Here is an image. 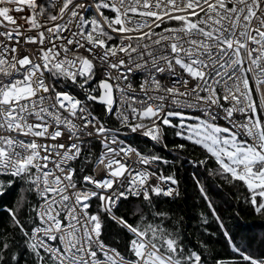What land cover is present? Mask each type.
<instances>
[{
  "label": "snow or ice",
  "instance_id": "snow-or-ice-1",
  "mask_svg": "<svg viewBox=\"0 0 264 264\" xmlns=\"http://www.w3.org/2000/svg\"><path fill=\"white\" fill-rule=\"evenodd\" d=\"M209 179L264 218V0H0V264H264Z\"/></svg>",
  "mask_w": 264,
  "mask_h": 264
},
{
  "label": "trees",
  "instance_id": "trees-1",
  "mask_svg": "<svg viewBox=\"0 0 264 264\" xmlns=\"http://www.w3.org/2000/svg\"><path fill=\"white\" fill-rule=\"evenodd\" d=\"M99 111V108L97 109ZM170 140L175 139L177 142L179 138L169 136ZM186 143V152L191 157H201L203 150L198 146H193ZM169 159L172 158L174 153H167ZM168 170H171L169 167ZM201 173L203 170H200ZM192 167L185 161L181 167L179 164L176 166L177 179L181 181V197L171 204V207L176 209V215L181 219V226L186 228V232H192L194 225L199 223V214L205 213L209 222V230L216 231V226L210 218L206 203L200 198L198 191L194 187V182L191 179ZM203 181L204 175H200ZM207 194L212 202L217 205L218 212L224 219L225 223L229 226L235 225V243L243 247L246 238H251L253 235H258L261 230H264V218L258 217L250 213L243 205L242 193L237 192L232 186L222 183L219 179H209L207 184ZM237 196H240V201H237ZM239 212V216L235 213ZM213 247L220 255H233L230 249H227V242L222 235L212 238ZM257 241H253L251 251L258 253L261 249L257 246Z\"/></svg>",
  "mask_w": 264,
  "mask_h": 264
},
{
  "label": "built area",
  "instance_id": "built-area-1",
  "mask_svg": "<svg viewBox=\"0 0 264 264\" xmlns=\"http://www.w3.org/2000/svg\"><path fill=\"white\" fill-rule=\"evenodd\" d=\"M237 118H239V114H237Z\"/></svg>",
  "mask_w": 264,
  "mask_h": 264
}]
</instances>
